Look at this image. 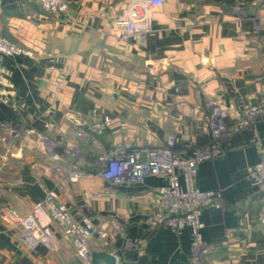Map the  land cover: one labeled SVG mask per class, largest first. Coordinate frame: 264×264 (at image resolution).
Instances as JSON below:
<instances>
[{
  "label": "crops",
  "instance_id": "0c3cea01",
  "mask_svg": "<svg viewBox=\"0 0 264 264\" xmlns=\"http://www.w3.org/2000/svg\"><path fill=\"white\" fill-rule=\"evenodd\" d=\"M65 1L67 15L47 13L35 0H0L2 34L33 52L0 55V264H83L47 216L50 245L23 237L20 221L48 192L78 219L123 220L120 232L91 241L92 253L116 255L117 264H190L189 228L149 224L166 178L115 185L102 178L99 158L119 144L159 147L171 135L176 152L191 155L213 142L214 103L264 100V2L165 0L147 11L146 0ZM136 9L150 27L143 43L122 39L121 20ZM104 117L112 125L103 134L76 137ZM219 145L197 178L223 201L202 212L210 252L200 262L264 264V192L248 179L264 153V121Z\"/></svg>",
  "mask_w": 264,
  "mask_h": 264
},
{
  "label": "built area",
  "instance_id": "2783aa9c",
  "mask_svg": "<svg viewBox=\"0 0 264 264\" xmlns=\"http://www.w3.org/2000/svg\"><path fill=\"white\" fill-rule=\"evenodd\" d=\"M35 1L47 13L67 15L70 12V5L65 0ZM164 2L165 0H146L145 6L149 11L162 6ZM139 19L143 21L141 27L138 25ZM121 23L127 27V32L122 36L123 40L134 35L138 42L143 43L145 34L150 31L144 14L137 9L131 16L121 20ZM0 55L32 57L33 52L6 38L0 28ZM4 102L5 99L0 96V105ZM229 119H233V122L229 123ZM259 121H264V100L245 103L239 108L214 103L208 118L212 143L196 149L188 156H181L176 152V139L173 135L159 147L132 149L119 144L112 151L104 152L100 156V174L104 180L115 185L140 183L150 176L165 177L167 184L158 188L153 199L154 215L149 219V224L155 228L167 226L174 231L189 228L192 244L190 264H201L200 261L210 252L203 239L202 212L207 207H221L223 201L220 191H204L198 187L200 165L222 152L219 145L221 140L230 139L253 128ZM111 125L110 117L98 119L88 130L78 131L76 137L84 138L88 133L103 134ZM248 179L252 185L264 192V153L261 161L248 169ZM44 216L54 222L63 231L64 237L72 242L76 256L83 264L91 261L90 244L93 239L106 237L112 230L120 232L124 226L118 215L104 216L97 221L87 215L78 219L54 192H48L44 200L34 205L30 216L20 221L24 228L23 237L34 245H50V224L44 221ZM259 222L264 230V205Z\"/></svg>",
  "mask_w": 264,
  "mask_h": 264
},
{
  "label": "water",
  "instance_id": "95a60500",
  "mask_svg": "<svg viewBox=\"0 0 264 264\" xmlns=\"http://www.w3.org/2000/svg\"><path fill=\"white\" fill-rule=\"evenodd\" d=\"M90 264H117V257L106 252H94Z\"/></svg>",
  "mask_w": 264,
  "mask_h": 264
}]
</instances>
